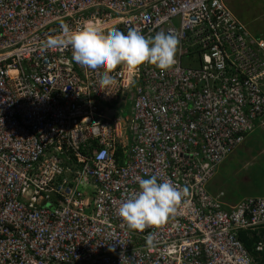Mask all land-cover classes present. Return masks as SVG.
Returning <instances> with one entry per match:
<instances>
[{"label": "built area", "instance_id": "2783aa9c", "mask_svg": "<svg viewBox=\"0 0 264 264\" xmlns=\"http://www.w3.org/2000/svg\"><path fill=\"white\" fill-rule=\"evenodd\" d=\"M65 25L164 31L175 63L119 67L101 89L48 44ZM257 127L264 39L227 0H0V264H264V236L257 256L239 239L264 230V196L231 206L209 187ZM152 176L185 195L130 230L118 208Z\"/></svg>", "mask_w": 264, "mask_h": 264}, {"label": "clouds", "instance_id": "9594fccd", "mask_svg": "<svg viewBox=\"0 0 264 264\" xmlns=\"http://www.w3.org/2000/svg\"><path fill=\"white\" fill-rule=\"evenodd\" d=\"M63 32L66 39H52L48 44L71 46L73 61L87 72L95 74L101 89L110 90L116 84L112 73L119 67L136 70L150 64L163 72L175 63L178 40L164 31L145 37L132 28L126 34L118 29L105 34L93 27L70 32L65 25ZM258 34L254 35L264 39L263 35ZM184 195L185 192L170 180L159 182L157 176L141 178L139 190L122 201L118 214L130 230L143 233L174 214ZM153 240L154 234L150 233L146 238L147 244L151 246Z\"/></svg>", "mask_w": 264, "mask_h": 264}, {"label": "rangeland", "instance_id": "374dc122", "mask_svg": "<svg viewBox=\"0 0 264 264\" xmlns=\"http://www.w3.org/2000/svg\"><path fill=\"white\" fill-rule=\"evenodd\" d=\"M227 3L253 34L264 36L262 0H227ZM130 113L131 102L128 100L121 114L130 117ZM261 132L264 137V128ZM247 141L226 160L209 186L213 194L224 192V201L231 206L246 197L264 196V145L247 147Z\"/></svg>", "mask_w": 264, "mask_h": 264}, {"label": "trees", "instance_id": "16d2710c", "mask_svg": "<svg viewBox=\"0 0 264 264\" xmlns=\"http://www.w3.org/2000/svg\"><path fill=\"white\" fill-rule=\"evenodd\" d=\"M261 34H258L260 36ZM261 127H257L255 131L249 135L247 138V147L254 146L255 148H258L259 145H264V137L261 134ZM264 236V230L261 231L260 236H258L256 233L251 232H240L239 239L243 242L245 248L252 253L253 255L257 256V253L255 251L256 244L260 242L262 237ZM260 261L264 263V252L260 254Z\"/></svg>", "mask_w": 264, "mask_h": 264}]
</instances>
